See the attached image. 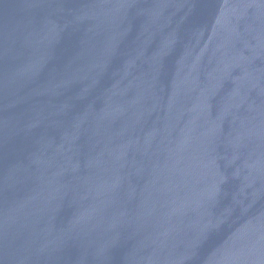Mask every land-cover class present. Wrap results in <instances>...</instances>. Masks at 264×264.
Here are the masks:
<instances>
[{"label":"water","instance_id":"water-1","mask_svg":"<svg viewBox=\"0 0 264 264\" xmlns=\"http://www.w3.org/2000/svg\"><path fill=\"white\" fill-rule=\"evenodd\" d=\"M0 264H264V0H0Z\"/></svg>","mask_w":264,"mask_h":264}]
</instances>
